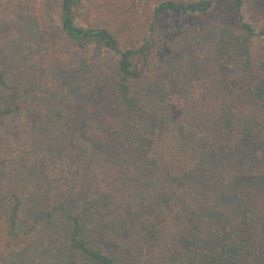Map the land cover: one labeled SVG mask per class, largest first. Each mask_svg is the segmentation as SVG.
<instances>
[{"label":"rangeland","instance_id":"obj_1","mask_svg":"<svg viewBox=\"0 0 264 264\" xmlns=\"http://www.w3.org/2000/svg\"><path fill=\"white\" fill-rule=\"evenodd\" d=\"M160 1L164 0H81L74 8V23L88 28L107 27L121 47H134L145 36ZM235 2L215 1L206 11L187 15L163 13L161 26L173 27L174 31L164 43L162 64L154 80L133 87L135 95L173 96L174 118L205 134L204 142L195 150L191 171L175 180L153 177L147 154L156 121L145 111L128 115L117 88V73L109 66L112 54L105 52L103 64L98 63L90 76H77L73 60L79 48L68 51L59 35L60 0L28 2L50 43L43 62L57 92V104L73 116L70 138L82 141L100 158L96 181L72 192L55 191L54 198L67 211L78 210L95 221L97 239L121 264H136L139 240L145 232L142 211L135 209L147 197L165 208L176 205L183 210L187 222L200 232L181 234L180 245L200 250L223 246V230L236 232L246 212L259 216L264 210V135L252 144L229 139L220 114L224 107L233 106L241 117L256 118L264 125V101L249 95L258 70H232L224 76L215 58L220 26L238 30L240 18L251 22L256 30L264 26V0H243L240 10ZM21 19L19 7L10 0H0V47L1 37ZM252 51L255 57L264 59V36L255 35ZM196 83H200L199 88ZM22 122L28 126L26 131L16 130V125L0 129V164L9 159L10 140L38 141L49 159L60 158L70 149L49 143L52 132L41 124L39 110L27 112ZM41 165L42 161H33L20 167L26 177L36 179ZM56 226L53 247L44 248L42 264H92L65 247L70 226L64 214L58 216ZM256 250L259 264H264V246L260 244Z\"/></svg>","mask_w":264,"mask_h":264},{"label":"trees","instance_id":"obj_2","mask_svg":"<svg viewBox=\"0 0 264 264\" xmlns=\"http://www.w3.org/2000/svg\"><path fill=\"white\" fill-rule=\"evenodd\" d=\"M21 10L22 19L1 37L0 47V129L16 125L26 131L22 122L30 110H39L41 124L52 133L50 144L70 146L60 158L49 159L38 141L10 140L9 159L0 164V264H42L44 248L53 247L58 216L64 214L70 232L65 247L92 264H121L119 258L108 253L93 230L95 221L78 210L67 211L54 198L55 191L72 192L91 184L99 175L100 158L94 156L80 140L70 138L73 116L57 104V92L52 87L43 58L50 43L29 6V0H10ZM81 0H60L59 35L68 51L79 48L73 60V70L79 77L95 72L103 64L104 53H111L109 65L117 73V88L129 116L137 111L152 115L156 123L150 135L147 160L155 179L175 180L188 174L194 164L195 150L204 142L205 134L189 123L176 120L172 113L173 96L135 95L134 85L149 83L161 66V53L167 36L174 28L161 26L163 13L206 11L213 2L224 0L183 1L164 0L155 6L147 32L134 47L123 48L107 27H80L74 23V8ZM9 2V1H8ZM10 3V2H9ZM240 10L243 0H236ZM242 17V16H241ZM256 34L264 36V26L258 30L251 22L239 19V29L227 25L219 27L215 42V58L224 76L229 71L246 72L253 67L258 79L249 87V95L264 101V59L254 56L252 43ZM68 43H72L70 46ZM202 84V83H201ZM200 87V83H196ZM198 87V88H199ZM222 128L229 139L252 144L264 135V125L256 118H243L233 106L221 110ZM42 161L36 179L26 177L20 164ZM235 186V181H230ZM135 210L144 216V236L139 240L136 264H259L256 248L264 246V210L259 216L246 212L238 222L237 231L223 230L225 244L215 250L182 247L179 236L200 232L189 224L183 210L173 205L161 206L151 197L145 198Z\"/></svg>","mask_w":264,"mask_h":264}]
</instances>
